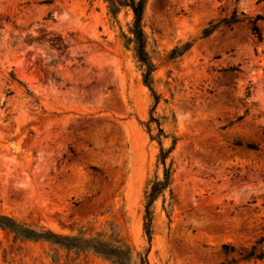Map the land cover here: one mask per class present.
I'll list each match as a JSON object with an SVG mask.
<instances>
[{
  "label": "rangeland",
  "instance_id": "obj_1",
  "mask_svg": "<svg viewBox=\"0 0 264 264\" xmlns=\"http://www.w3.org/2000/svg\"><path fill=\"white\" fill-rule=\"evenodd\" d=\"M234 11L264 17V2L146 0L153 117L163 148L175 139L149 244L145 193L163 169L143 125L153 99L123 39L132 14L115 22L104 0H0V217L68 240L115 236L130 264H219L224 245L250 247L264 226V151L232 143L264 129V22L261 44L247 22L202 36ZM62 244L0 230V264H111Z\"/></svg>",
  "mask_w": 264,
  "mask_h": 264
},
{
  "label": "trees",
  "instance_id": "obj_2",
  "mask_svg": "<svg viewBox=\"0 0 264 264\" xmlns=\"http://www.w3.org/2000/svg\"><path fill=\"white\" fill-rule=\"evenodd\" d=\"M107 4L108 14L116 22L118 15L123 10H128L132 14V24L129 29V36H123L125 40V45L132 46V51L134 58L139 64L142 70V83L148 89L153 99V106L150 111L149 120L143 125L146 128V132L149 134L151 141L157 142L159 146V154L157 157L158 165L162 166L163 177L162 179L155 178L149 183V188L145 193V206H144V216H143V231L147 242L150 244L153 235V219L154 212L153 207L155 202L161 198L166 191L170 190L172 184V169L171 166H166V161L168 160L170 153L175 145V139L172 141V146L169 149H164L162 146V140L166 139L165 132L162 129V123L160 119L154 118V111L160 101V96L157 95L153 87V72L154 66L148 57L146 51V38L143 33V22L146 8V0H104ZM259 2H264V0H259ZM49 4V3H47ZM49 20H52L51 17ZM264 22V17L256 16L251 19L243 14L237 15L234 11L230 17L223 18L215 25H210L202 33L203 38H207L212 35L221 26L228 29H232L234 26L241 25L245 22L250 25L251 35L257 40L258 44L263 41L260 29L258 27V22ZM188 47H185L182 52H185ZM224 72L229 73H241L239 69L229 68ZM11 81L14 82L15 79L12 74H10ZM12 95L9 93L8 96ZM25 95L30 97L31 94L26 91ZM251 97L250 88H247L245 93V99ZM247 113V111L245 112ZM242 117H238L234 122H230L223 129L232 127L236 123H240L243 120ZM155 125L157 129L156 135H151L150 127ZM258 143L243 144L241 142H233L232 146L237 149H243L247 152L259 153L264 151V129L261 130ZM0 230L7 231L13 236L14 241H44L50 242L59 246H64V242L67 243L68 249L73 250L76 254H85L92 252L93 254L101 257L102 259L109 261L111 264H130L131 263V249L123 241L117 239L115 236H111L108 242L99 241H81V240H68L66 238H61L53 235L50 232L37 233L30 229H25L22 226L16 225L12 220L0 217ZM222 254L224 260L219 264H264V226L261 228V232L255 239L250 247H243L236 251L233 247L229 245H224L222 247ZM141 264H148L146 258H143Z\"/></svg>",
  "mask_w": 264,
  "mask_h": 264
}]
</instances>
